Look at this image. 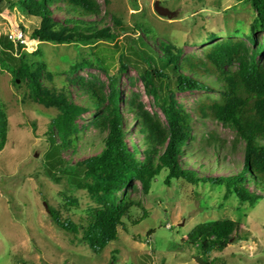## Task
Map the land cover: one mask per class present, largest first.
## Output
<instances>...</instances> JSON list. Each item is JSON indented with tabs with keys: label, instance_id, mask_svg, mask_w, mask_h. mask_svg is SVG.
I'll return each mask as SVG.
<instances>
[{
	"label": "trees",
	"instance_id": "trees-1",
	"mask_svg": "<svg viewBox=\"0 0 264 264\" xmlns=\"http://www.w3.org/2000/svg\"><path fill=\"white\" fill-rule=\"evenodd\" d=\"M238 1L250 4L256 13L252 31L259 27L264 32V0ZM5 8L16 9L24 16L26 21H19L18 25L30 40L93 45L116 43L123 35L129 45L131 56L121 54L114 75L103 68L107 83L98 75L69 81L82 99L79 103L67 87L48 85L54 82V76L44 62L25 53L24 45L8 36L0 38V69L9 72L14 83L25 82L33 102L58 111L46 133L49 150L45 175L56 184L64 182L71 191H86L94 204L78 221L70 215L71 208H78L76 199L66 196L65 203L57 208L48 206L59 230L101 255L119 240L120 229L126 230L128 224L136 227L150 215L142 201L129 192L130 186L138 182L140 186L135 191L147 195L163 174L166 187L174 183L194 187L209 184L224 188L225 198L234 197L251 208L264 200V65L257 60L264 53V40L259 43L251 36L218 39L212 34L213 43L199 57L183 55L171 44L153 48L147 41L155 42L152 31L141 23L127 25L112 16L109 24L98 0H0V11ZM57 12L64 14L62 20L55 19ZM131 63L136 64L139 79L158 111H150L140 94L122 98L120 76ZM86 66L90 64L84 60L72 65L69 72L76 73ZM176 91L204 93L195 104V114L235 132L231 147L227 148L225 141L210 132L202 137L197 152L193 117L178 103ZM91 110L99 112L89 124L102 137L99 152L72 164L63 153L79 152L84 128L88 127H80L78 121ZM126 114L133 116L132 124L125 121ZM132 126L137 130V142L130 133ZM9 131L6 115H0V153L6 148ZM241 145L243 158L238 170L206 175L209 167L211 173L225 168L219 161L221 151L229 149L233 154ZM208 149L213 154L209 155ZM186 153L195 160L191 166L183 161ZM202 153L214 158V164L201 159ZM250 241L251 234L243 231L240 222L221 220L195 226L182 246L194 248L210 264H221L219 258L212 257L213 253H222L232 242Z\"/></svg>",
	"mask_w": 264,
	"mask_h": 264
},
{
	"label": "rangeland",
	"instance_id": "rangeland-1",
	"mask_svg": "<svg viewBox=\"0 0 264 264\" xmlns=\"http://www.w3.org/2000/svg\"><path fill=\"white\" fill-rule=\"evenodd\" d=\"M98 1L109 24L111 17L116 16L127 25L141 23L150 28L155 42L147 41L155 49L159 44H171L183 55L201 57L203 50L213 43L212 34L218 39L251 36L259 43L264 40V32L259 27L254 31L251 28L255 11L250 4L238 0ZM156 3L172 13V17L159 15L155 11ZM54 17L62 20L64 14L57 12ZM19 21L26 19L18 10L0 11V38L22 32ZM23 41L25 53L33 60L44 62L54 76V82L48 85L57 89L67 87L79 103L82 99L77 97L76 88L70 87L71 79L98 75L107 83L108 75L103 68L114 75L121 54L131 56L123 35L116 43L93 45L42 43L25 35ZM84 60L90 66L76 73L69 72L72 65ZM257 60L264 65V53ZM119 90L122 98L140 94L150 111H158L153 97L139 79L136 64L131 63L120 76ZM203 95L201 91L175 92L178 103L193 117L195 149L200 151L202 137L210 132L225 141L227 148L231 147L235 132L219 122L201 120L195 114V104ZM98 114L91 110L82 115L79 126L88 127L84 128V139L77 154L63 153L65 160L73 164L99 152L102 137L89 127ZM0 115H6L10 127L8 143L0 153V264H210L198 256L194 248L182 244L195 226L221 220L240 222L243 231L251 234V241L232 242L222 253L215 252L212 257L219 258L221 264H264V200L251 208L234 197L225 198L224 188L209 184L194 187L174 183L166 187L165 174L156 179L147 195L135 191L140 186L138 182L130 186L129 192L142 201L149 217L136 227L128 224L126 230L120 229L119 240L111 243L101 255H95L88 246L59 230L48 213V206L57 208L65 203L66 196L78 202V208H71L70 213L75 221L94 206L86 191H71L64 182L56 184L45 175V156L49 150L46 133L58 111L33 102L26 83L20 80L14 83L12 75L0 69ZM125 121L132 124L133 116L126 114ZM130 130L132 139L137 142V130L134 126ZM242 149L243 145L233 154L229 149L221 151L219 161L225 168L211 173L209 167L206 175L238 170ZM207 153L211 155L213 151L208 149ZM202 154L201 159L214 164V158ZM183 161L190 166L195 163L187 153ZM66 214L63 212L64 217Z\"/></svg>",
	"mask_w": 264,
	"mask_h": 264
},
{
	"label": "water",
	"instance_id": "water-1",
	"mask_svg": "<svg viewBox=\"0 0 264 264\" xmlns=\"http://www.w3.org/2000/svg\"><path fill=\"white\" fill-rule=\"evenodd\" d=\"M155 11L162 16L172 17V13H170L166 8H163L158 5V3L155 4Z\"/></svg>",
	"mask_w": 264,
	"mask_h": 264
},
{
	"label": "built area",
	"instance_id": "built-area-1",
	"mask_svg": "<svg viewBox=\"0 0 264 264\" xmlns=\"http://www.w3.org/2000/svg\"><path fill=\"white\" fill-rule=\"evenodd\" d=\"M11 41L15 42V43H23L24 41V33L23 32H20L19 34L17 35H14V36H10L9 37Z\"/></svg>",
	"mask_w": 264,
	"mask_h": 264
}]
</instances>
